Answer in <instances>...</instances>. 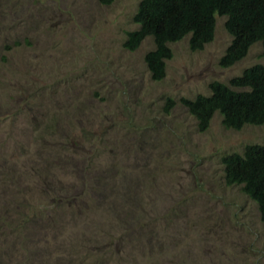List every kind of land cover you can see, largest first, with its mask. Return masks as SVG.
<instances>
[{"label":"rangeland","instance_id":"1","mask_svg":"<svg viewBox=\"0 0 264 264\" xmlns=\"http://www.w3.org/2000/svg\"><path fill=\"white\" fill-rule=\"evenodd\" d=\"M139 1L0 0V264H264L257 204L221 161L264 143V123L216 111L199 131L180 101L264 63L262 44L222 66L216 13L155 80L152 36L123 45Z\"/></svg>","mask_w":264,"mask_h":264},{"label":"trees","instance_id":"2","mask_svg":"<svg viewBox=\"0 0 264 264\" xmlns=\"http://www.w3.org/2000/svg\"><path fill=\"white\" fill-rule=\"evenodd\" d=\"M98 1L107 5L113 0ZM216 13L225 16L224 26L232 36L220 58L222 66L243 58L257 41L264 54V0H140L133 16L138 27L127 31L123 45L134 50L146 36H152L154 48L146 52L144 60L151 77L160 80L165 75L166 59L172 56L169 43L189 35L190 48L201 49L213 38ZM209 88L208 94L180 98L199 131L208 128L216 111L227 128L264 123V63L246 67L228 82L212 80ZM172 103L167 97L164 110ZM221 161L227 185H241L256 202L264 223V143H247L241 152L228 153Z\"/></svg>","mask_w":264,"mask_h":264}]
</instances>
